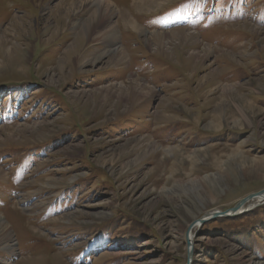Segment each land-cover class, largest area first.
Masks as SVG:
<instances>
[{
    "label": "rangeland",
    "instance_id": "374dc122",
    "mask_svg": "<svg viewBox=\"0 0 264 264\" xmlns=\"http://www.w3.org/2000/svg\"><path fill=\"white\" fill-rule=\"evenodd\" d=\"M66 1L0 0V264H186L264 189V0H108L72 55ZM194 232L264 264V203Z\"/></svg>",
    "mask_w": 264,
    "mask_h": 264
},
{
    "label": "bare ground",
    "instance_id": "6f19581e",
    "mask_svg": "<svg viewBox=\"0 0 264 264\" xmlns=\"http://www.w3.org/2000/svg\"><path fill=\"white\" fill-rule=\"evenodd\" d=\"M88 1L89 0H78V4H77L76 0H67L66 1L67 12H69V13H71V12L72 13L73 12L76 13L77 12V8H78L77 5H79V7H81L83 4H85ZM106 1H108V0H95V2H96V8H94L93 10H88L87 11V17L85 18V20L83 22H81V23L80 22L74 23V26H72L73 23L71 24V28L72 29H75V31H76V39L65 49L64 52H66L67 55H69L71 53L74 54L76 51H78V48H79V46L82 45L83 41L90 40V39H92L96 35L95 29L99 25V21H100L101 17L110 10V8L108 7V4L109 3H105ZM143 2H144V0H133L132 1V4H133V6H135V4H142ZM92 3L93 2L91 1L86 6H89V9H91L92 8ZM120 20L122 21V23H123L124 26L130 25L131 27H133V25H135L134 24L135 21H133V20L130 21L129 19L125 18L124 15H121L120 16ZM67 24H69V23H67ZM182 37L183 38H187V35L182 34ZM1 51L2 50H0V52ZM7 51H9V50H7ZM109 52L110 51H106V52L102 51L101 53L98 52V54L96 52L97 55L94 53V55L92 54L93 55L92 58L87 59V60H88V62H92L94 60H98L103 55H105V54H107ZM116 53H119V52L116 51ZM9 54H10V52H9ZM123 55H124V50H122L120 56L114 58V59H116L115 60L116 63H121L122 62L120 60H121V58H122ZM11 57H12V55L10 54L8 56V58H7V59H9L8 62L10 60H12V62H13L12 64H14V59L15 58H11ZM58 66L60 67L61 70H63V68H62L63 66H62L61 61L58 63ZM259 203H260V205L262 203H264V194H262V195H255V196H252L250 198L245 199V201L243 202L242 206L239 208L238 211H236V213H239L241 211L245 212L246 210L249 211V210L253 209L255 206H259ZM214 211H216V210H213L211 212H208V213L204 214L203 216H201L198 219H195L191 223V225L188 228V231H190V229H191V231L189 232V237H190V239H191L192 242H193L194 233H195L194 232V228H197L200 225L197 222H199L202 217H204V219H205L206 216H209ZM0 234H6L5 236H7L8 235L7 228H1L0 227ZM4 238H6V237H4Z\"/></svg>",
    "mask_w": 264,
    "mask_h": 264
},
{
    "label": "water",
    "instance_id": "95a60500",
    "mask_svg": "<svg viewBox=\"0 0 264 264\" xmlns=\"http://www.w3.org/2000/svg\"><path fill=\"white\" fill-rule=\"evenodd\" d=\"M264 194V189L260 190L258 192L255 193H250L249 195L243 197L242 199H240L232 208L228 209L227 211H221V212H213L212 214H210L209 216H206V218L204 219V217H202L200 219L199 222H197L198 224H201L211 218L217 217V216H221V215H226V216H230V215H236L239 213H236V211L239 210V208L242 206L243 202L245 201V199L250 198L252 196L255 195H262ZM243 212V211H241ZM186 246H187V254H186V264H190L192 261V256H193V242L191 241L190 237H189V231L186 233Z\"/></svg>",
    "mask_w": 264,
    "mask_h": 264
}]
</instances>
